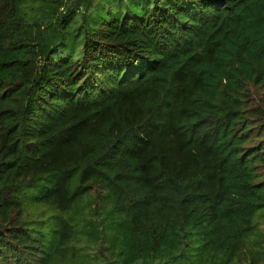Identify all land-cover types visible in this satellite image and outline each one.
Returning a JSON list of instances; mask_svg holds the SVG:
<instances>
[{
	"label": "trees",
	"instance_id": "obj_1",
	"mask_svg": "<svg viewBox=\"0 0 264 264\" xmlns=\"http://www.w3.org/2000/svg\"><path fill=\"white\" fill-rule=\"evenodd\" d=\"M260 215L264 0H0V264H264Z\"/></svg>",
	"mask_w": 264,
	"mask_h": 264
},
{
	"label": "rangeland",
	"instance_id": "obj_2",
	"mask_svg": "<svg viewBox=\"0 0 264 264\" xmlns=\"http://www.w3.org/2000/svg\"><path fill=\"white\" fill-rule=\"evenodd\" d=\"M49 181H47L46 179H44L43 181H41L36 187L28 190V192H26L27 198L25 199L26 202V206H27V212L31 213V216L34 217L36 215H38L39 217L41 216L42 218H46L48 217V213L47 212H42L43 209L41 208V206H39L37 203H34V199L40 195L42 192H44V190L46 189L47 185H48ZM27 200L30 203H27ZM85 204H87L85 202ZM97 205L96 201L88 204L87 206L85 205V209L83 210V215L86 216H91V215H96L95 213V206ZM108 211V208L103 207V209L101 210V212H99L98 214H100V216H104ZM82 215V214H81ZM81 215L79 214L78 217H76L78 219V222H84V219L81 218ZM51 219V218H50ZM258 219V223L259 226L264 230V216L260 215L259 217H257ZM52 220H55V218H52ZM81 227V225H79ZM89 251L94 252V249H89Z\"/></svg>",
	"mask_w": 264,
	"mask_h": 264
}]
</instances>
